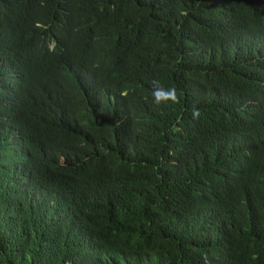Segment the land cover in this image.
I'll list each match as a JSON object with an SVG mask.
<instances>
[{
  "label": "trees",
  "instance_id": "trees-1",
  "mask_svg": "<svg viewBox=\"0 0 264 264\" xmlns=\"http://www.w3.org/2000/svg\"><path fill=\"white\" fill-rule=\"evenodd\" d=\"M66 262L264 264V0H0V264Z\"/></svg>",
  "mask_w": 264,
  "mask_h": 264
},
{
  "label": "clouds",
  "instance_id": "clouds-1",
  "mask_svg": "<svg viewBox=\"0 0 264 264\" xmlns=\"http://www.w3.org/2000/svg\"><path fill=\"white\" fill-rule=\"evenodd\" d=\"M158 82L154 81L153 86L156 87ZM153 97L155 99V102L157 104L161 102H167L171 101L172 103H178L179 102V96L177 93L176 88H169L167 90L163 88L156 87V91L153 92ZM200 116V112L198 109L192 110V117L193 119H197ZM66 264H70V262H66Z\"/></svg>",
  "mask_w": 264,
  "mask_h": 264
}]
</instances>
